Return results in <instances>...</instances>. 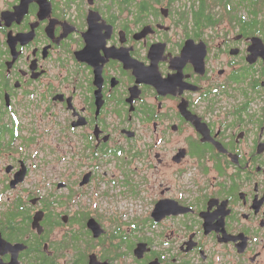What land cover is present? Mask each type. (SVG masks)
Segmentation results:
<instances>
[{
	"label": "flooded vegetation",
	"instance_id": "af4514ba",
	"mask_svg": "<svg viewBox=\"0 0 264 264\" xmlns=\"http://www.w3.org/2000/svg\"><path fill=\"white\" fill-rule=\"evenodd\" d=\"M0 264H264V0H0Z\"/></svg>",
	"mask_w": 264,
	"mask_h": 264
}]
</instances>
